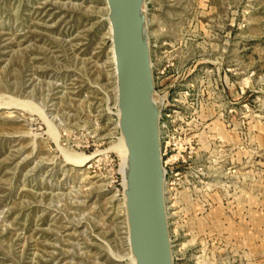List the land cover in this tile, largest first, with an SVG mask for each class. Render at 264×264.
<instances>
[{"label":"rangeland","instance_id":"374dc122","mask_svg":"<svg viewBox=\"0 0 264 264\" xmlns=\"http://www.w3.org/2000/svg\"><path fill=\"white\" fill-rule=\"evenodd\" d=\"M145 5L174 264H264V0ZM108 15L0 0V264H131Z\"/></svg>","mask_w":264,"mask_h":264},{"label":"water","instance_id":"95a60500","mask_svg":"<svg viewBox=\"0 0 264 264\" xmlns=\"http://www.w3.org/2000/svg\"><path fill=\"white\" fill-rule=\"evenodd\" d=\"M146 0H106L117 78L118 128L127 150L124 188L134 264H174Z\"/></svg>","mask_w":264,"mask_h":264},{"label":"bare ground","instance_id":"6f19581e","mask_svg":"<svg viewBox=\"0 0 264 264\" xmlns=\"http://www.w3.org/2000/svg\"><path fill=\"white\" fill-rule=\"evenodd\" d=\"M108 26H109L108 28H109V31H110L109 42L111 44L110 54H111L112 64H113V67H114V77H115V81H117V78H116V69H115L114 49H113V44H112V34H111V27H110V23L109 22H108ZM115 83H116V97H118L117 82H115ZM117 115H118V112H117ZM116 148L119 151V153L121 155V158H122V168H121V171H122L123 178H124V181L123 182H124V188H125L126 187L125 173H126V166H127V150H126V146H125V143H124V140H123L122 137L119 138L118 145H117ZM80 159L81 160L76 161V163L79 164V165H83V163L87 160V158H80ZM124 207H125V199H124ZM128 246H129V238H128ZM129 255H130L131 264H134V258L131 255L130 246H129Z\"/></svg>","mask_w":264,"mask_h":264},{"label":"built area","instance_id":"2783aa9c","mask_svg":"<svg viewBox=\"0 0 264 264\" xmlns=\"http://www.w3.org/2000/svg\"><path fill=\"white\" fill-rule=\"evenodd\" d=\"M164 166H165V164H164Z\"/></svg>","mask_w":264,"mask_h":264}]
</instances>
